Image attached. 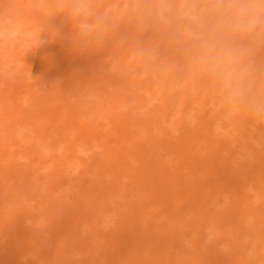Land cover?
Listing matches in <instances>:
<instances>
[{"label": "bare ground", "instance_id": "6f19581e", "mask_svg": "<svg viewBox=\"0 0 264 264\" xmlns=\"http://www.w3.org/2000/svg\"><path fill=\"white\" fill-rule=\"evenodd\" d=\"M14 1V5L9 6V16L13 23H17L21 27L27 26L38 35L54 32L52 27H55V25L74 30L73 25L59 9V0ZM111 1L94 0L98 11L107 13L108 28L103 41L99 44L94 43L89 45L88 48L90 50L98 52L96 49L111 48L113 51H116L117 65H126L129 70L131 68L142 69L145 65L149 67L153 63V60L152 58H147L144 64V62H141L142 59L134 60L130 58L128 51L131 50L132 44L129 43L137 42V38L144 34H147L144 38H148L156 34L165 35L172 30L179 31L176 27L178 25L184 26V30L180 31L183 35L196 34L199 26L197 21H202L204 22L207 35H213L215 30H217L226 39L225 42H219L220 45H216L214 41L208 39L206 43L199 44L195 49H191L187 56H184L185 58L181 61V70L185 73L184 75H186L190 83L186 88V94L181 99V107L188 104L190 87L194 92L198 93L199 86L196 81H201V83H204L205 88H207L212 78L216 76L220 84L219 94L222 108L215 111L214 117H204L202 119L201 128L198 130L204 132L203 137L205 139L214 134V118L220 117L224 111L231 109L229 100L233 101L234 105L242 112L247 109H249V112H254L255 107L253 104L260 103L259 99L264 96V85L258 83V77L256 76L260 71L257 72L254 62L264 59V47L258 43L256 44V48L250 45L244 46L242 42H250V37L247 36V38L241 39L237 37V33L244 29L247 33L252 32L251 38H254V40L259 38L257 40L259 41L260 37L264 39V8L262 6L264 1L234 0L242 6L247 5L250 7L249 10H243L239 6H232L231 1L227 0L229 4L226 7V14L221 17L216 8L214 9V6L219 5L221 1L187 0L199 12L197 21H191L186 16L180 15L181 0H167L170 5L169 13L159 6V0H126V7H123V10L116 9L115 11L107 8ZM41 2L45 4V7L42 6ZM121 4L122 0H119L118 5L120 6ZM256 5L258 6L256 7ZM157 14H160L162 17L159 19ZM250 15L261 18L262 21L261 24L256 23V21L250 29H246L247 23L245 20ZM166 16L167 20L164 19ZM44 17H47V21ZM227 41L233 42L231 44L232 47H239L246 51L252 48V56L248 54L250 56L249 77L245 83L239 70L242 67V63L239 65L234 64L233 61L224 58L222 55L223 49L221 47L226 46ZM164 46V54H166L170 50V44L165 43ZM71 48L70 44L56 41L54 47H51L49 43L38 44L34 42L29 49H25L22 45L20 46L10 41V46L2 48V51H0V124L2 126L0 156L1 159H5L6 161L3 168L0 169V235L5 236L8 233L6 227L11 226L10 229L13 228L15 231L14 233L12 232L13 240L18 242L15 244L14 250L8 252L5 258H0V264H16L15 260L26 253L35 230L30 232L33 229L32 226H23L21 224L24 216L29 217L23 200L35 199L33 196L40 193L37 181L35 180L34 182L28 172H26L25 176L21 177L16 173V171L20 170L21 166L10 163L13 153H10L8 148L4 146L5 140L14 138L13 127L23 124L24 133L33 134L36 145L27 152L31 153L32 161L39 160L41 163L52 162L56 166V174H60L63 169L67 170L70 167L76 168L81 172L80 183L74 184L75 190L70 191L67 195V198L72 199L75 203L72 206H67L65 203H44L43 196L40 195L39 198L46 207H51L47 211L48 219H50L47 229L51 231V240L43 248L42 256L45 258L46 264H71V256L65 255L73 242L77 241L76 237L80 234L77 228L80 226V223L91 216H95L97 207H100L103 212L109 211L110 204L107 199L113 194H119L118 191L121 186L120 176L123 173L132 176L131 167L128 165V160L126 159L129 151L117 149L115 147L117 140L107 129L114 126L113 131L118 137L123 138L127 143L130 142L132 147H136L137 144L143 147V144L139 143L134 137L138 136V129L144 128V131H149L154 121L150 115H147L146 119L138 117L132 119L130 111L122 117H117L112 107L116 108L121 103L129 104L131 99L135 98L141 107L147 108L146 104L148 100L145 93L147 95L155 94L161 101L158 116L162 117V120L165 122L171 120L172 114L168 105L176 92L173 88L167 87V80L161 81L164 85L162 86L160 82L152 78L151 74L146 78H121L104 72L98 76L90 75L87 67L91 59L86 58V55L79 57L81 58V62H78L76 65H68L67 67L70 70L65 71L64 60L68 54V50H71ZM139 51L143 53V50ZM204 53L207 54L205 63H215L218 58L222 59V63L213 74H201L197 65L190 59L194 54L200 55ZM245 60H248V58ZM102 63L107 66L108 60L103 58ZM225 63L230 65L233 75L237 76L238 80H240L236 89L230 87L224 80L223 66ZM13 65L16 66L17 72L21 74H27V72L39 74L38 81L39 83L41 81V84L46 85L47 80L53 76V79H56L57 83L53 87L46 86L45 91H42L39 87L33 90L28 83L20 80V78H9L5 67ZM92 68L94 72L97 71L95 66L92 65ZM66 75H77L79 85H84L85 87L91 86L96 91L99 104L95 109V115L88 116L86 113H83V116L77 115L75 107L80 108V105H76L75 102L70 100V96L73 95V93H70V89L73 87L68 88L69 79L66 78ZM101 78L112 81L113 92L101 84L99 81ZM133 84L137 87L132 86ZM160 86L165 87L164 91H161L162 88ZM120 87L129 88L128 92L121 90ZM137 88H142V92L138 93L136 91ZM23 97L30 99V106L26 109L22 108L20 103V99ZM205 99L206 96L204 94L203 100L205 101ZM163 102L165 103L164 105L162 104ZM175 116L180 126H183L186 115L183 113L182 108L177 111ZM96 117L105 118L107 126L99 127L98 124L93 122ZM234 117L237 116H233L231 120ZM30 120H34L35 122H31ZM68 123H71L75 131L69 138L68 131L62 132L63 126H67ZM231 124L237 127V123L234 121L231 123L223 121L221 126L227 128ZM239 124L241 127H238L236 130L237 136H240L245 145L252 149V143L249 140L244 121L239 122ZM48 129L49 131L52 129L51 132L47 133ZM189 132V129H184L178 145H170V147L178 146L181 155H185V152L192 148V138ZM102 135L104 158L99 160L93 157L90 162H87L84 156L79 155L78 145L83 144L85 148H91V140L96 141ZM62 136L67 141V148L63 150L62 157H59L56 155V151L59 148V143L63 141L60 140ZM28 140H33V138L27 137L25 142ZM215 142L214 147H209L210 144H208L206 157L189 155L191 166H189L188 172H194L195 167H205L211 173V180H208L210 179L208 178L206 181H199L186 177L182 181V173L179 169L173 173H169L167 166L163 162V153H158V168L153 169L154 172L152 174L145 175L146 178L161 177L160 180L164 184L165 189L161 191L163 196H160V198L165 200L162 203L165 214L160 217H165L167 213H172L173 216L181 218L190 213L187 216V222L194 226V229L198 228L194 232L192 239V247L195 248L193 251L189 252L181 243L179 248H173L177 245V241L182 239L180 237L181 227L179 226L178 232L174 229L168 230V227L165 225L166 222L161 221L162 218H158L157 227L164 226L163 228H167V230L165 229L167 232L165 238L162 235H149L144 231L142 225V207L144 204L151 202V197L148 196L142 199L140 198L141 195H139L136 196L137 200L126 209V213L122 216L123 223L129 221L131 229L130 233H123L121 237L122 253L116 257L110 253L114 252L115 245L111 246V251L106 252L99 248L100 253L94 254L86 251L82 259L76 261L74 264H92L90 260L94 264H144V261H141L140 254L147 255L152 253L153 258L149 260L151 264H257V260H249L246 256L249 239L241 242L238 238L241 235V229L246 232L245 221L249 217L255 229V232L252 233L258 239L257 245L262 244L264 241V219L262 217L264 213V197L254 192L255 199L247 193L253 186L246 178L256 170L257 164L258 166L264 165V157L256 155L254 161L236 162L235 159L231 158L233 157V153L228 151L230 150V142L222 140ZM165 144L167 145L168 141L163 137L152 140L149 153L154 155L159 151V147ZM43 145H47L51 151V158H45L42 155L35 157L38 154L37 149L43 147ZM224 149L225 151L223 152ZM144 154L142 153V155ZM94 166H97L96 170H94ZM90 172L91 176L98 178V182L87 179V173ZM107 175L112 176L110 180L105 179ZM174 175L176 176L175 178L173 177ZM11 178H13V181L8 184L7 181ZM36 179H39V174L36 175ZM63 181L64 179L60 177H52L49 180L48 188L53 190V188L60 187ZM88 182L91 188H87ZM257 182L259 190L264 192V175L258 176ZM176 183L179 185L186 184V186L179 188L180 191H174L171 188ZM155 185L156 183L152 180L142 179L137 182V186L142 189H146L148 186L154 187ZM144 193L146 192L142 194ZM221 193H225V198L229 199V204L223 213L215 211L212 214L213 210L209 206V201ZM83 194H86L90 199L82 201ZM123 194L127 195L129 192L124 190ZM181 194H187L185 198L189 205V209L184 214L182 213V206L176 204L175 201L176 195L180 196ZM154 216L156 217V215ZM209 218H213L212 223L217 230L224 231L233 237L228 253H220L216 249L214 244L218 242L217 238L214 239V243L206 242L204 233L199 227L201 226V222ZM58 223H62L64 227ZM248 230H250L249 227ZM59 233L63 237L54 245L53 241ZM16 234L19 235L16 236ZM5 237L8 240L10 239L9 235ZM86 238L83 237V239ZM106 242L113 244V239L107 238ZM202 246L208 247V250L211 252L209 257H203L200 251ZM21 250L23 251L20 252ZM99 254L104 256L103 260H107V263L100 260ZM180 257H183V259L179 263ZM122 258H126L127 260L121 262ZM259 258L264 259V254L260 255Z\"/></svg>", "mask_w": 264, "mask_h": 264}, {"label": "rangeland", "instance_id": "374dc122", "mask_svg": "<svg viewBox=\"0 0 264 264\" xmlns=\"http://www.w3.org/2000/svg\"><path fill=\"white\" fill-rule=\"evenodd\" d=\"M118 1L119 0H112L107 8L114 11L116 9L123 10V7H126V0H122V4L120 6L118 5ZM217 1H221V3L214 6V9L216 8L219 16L222 17L226 14V7H228L229 1ZM230 1L232 6H239V8L241 7L243 10H249L250 8L247 5L242 6L237 1ZM14 3V0H1L0 3V51H2V48L10 46V41H13L17 45H22L25 49H29L34 42L38 43V41L49 43L51 47H54L56 41H59L63 44H70L72 47L71 50L69 49L70 51L68 50V54L64 60L66 66L64 67L65 71L70 70V68L67 67L68 65H76L78 62H81V58L79 57L86 55V58L91 59L90 64L87 67V71L90 75L98 76L104 72L119 76L121 78H146L149 74H151L152 78H154L157 82H160L162 86L164 85L161 81L164 79L167 80V87L173 88V90L176 92L171 98L168 105L169 110L172 114L171 120L168 122L163 121L162 117L158 116L160 113L158 109L161 101L155 94L147 95V93H145L146 99L148 100L146 104L147 108L141 107L135 98H132L129 104L121 103L116 108L112 107V110L117 117H122L125 113L130 111V116L132 119L136 117L140 119H146L147 115H150L151 117H153L154 121L152 122L151 129L149 131H144V128H141L140 130L138 129V136L134 137V139L139 141V143L143 144V147H140L138 144L136 147H132L130 142L127 143L123 138L118 137V135H116V133L113 131L115 128L114 126L107 129L112 135H114L115 139L117 140V142L115 143V147L120 150L124 149L126 151H129L126 159L128 160V165L131 167L132 176H129L127 173H123L122 176H120L119 179L121 180V186L118 191L119 194H113L107 199L110 204L109 211L103 212L100 207H97L95 216H91L89 217V219H85L80 223V226L77 228V230L80 232V234L76 237L77 241L73 242L72 246L69 247V251L65 256H71V264H74L76 261L82 259L83 254L86 251L98 254L100 253L99 248L105 250L106 252L111 251L114 245L115 250L114 252L110 253H112L114 257H116L118 254H121V237L123 233L131 232L129 221L123 223L122 216L126 213V209L129 208L130 205L135 202V200H137L136 196L139 195H141L140 198L142 199L147 198L148 196L151 197V202L148 204H144L142 207V225L144 227V231L149 235H162L165 238L167 236L165 235L167 233L165 229L167 230V228H163L164 226L157 227V223L159 222L158 218H162L161 221L166 222L165 225L168 227V230L174 229L176 232H178L179 226L181 227L180 237H182V239H179L177 241V245H175L173 248H179L181 243L186 249L189 250V252L193 251L195 248L192 247V239L194 237V232L198 228L194 229V226L190 225L187 222V216L190 213H187L181 218L173 216L172 213H167L165 217H160L165 214L164 206L162 204L165 200L160 198V196H163L161 191L165 189L164 184H162L163 182L160 180L161 177L146 178L145 175L152 174L154 172L153 169H155L156 167L158 168V153H163V162L167 166L169 173H173L174 171H177L179 169V171H181L182 173V181L186 177L199 181H206L208 178H210L208 180H211V173L205 167H195L194 172H188L189 166H191L189 155H196L202 158L206 157L207 146H209L208 144H210L209 147H214V145L216 144L215 141L217 140L230 142V150L228 151L233 153V157L231 158L235 159L236 162L254 161L256 155H261L262 157H264V96L259 99L260 103L253 104V106L255 107L254 112H249V109L242 112L237 106L234 105L233 101L229 100L231 109L224 111L220 117L214 118V134L210 135L208 139H205L203 137L204 132L198 129L201 128V121L204 117L212 118L214 117L215 111L222 108V102L219 94L220 84L218 81V77H213L211 83L209 84V87L207 88H205L204 83H201V81H196L197 85L199 86L198 93L194 92L190 87L188 92V104L181 107V99L186 94V88L190 83L186 75H184L185 73L181 70V61L185 58L184 56H187V54L190 53L191 49H195L197 46H199V44L206 43L208 39L214 41L216 45H220L219 42H225L226 38L221 36L217 30H215V33H213V35H207V31L205 30L206 28L203 24L204 22L197 21L199 12L195 9V7H193L192 3L187 2V0H181L180 15L186 16L191 21H197V24L199 25L197 33H192L189 36L183 35L180 31L184 30V26L178 25L176 27L179 29V31H169L165 34L166 36L162 34H156L153 37L148 38H144L147 34L139 36L137 38V42L129 43L132 44L131 50L128 51L130 58L134 60L142 59L141 62H144V64L147 58H152L153 63L149 67L145 65V67L142 69L131 68V70H129L126 65L116 64V51H113V49L111 48H100L96 49V51L98 52H94L88 47L77 48L73 46L70 40V36L74 30L55 25V27H52L54 32L38 35L27 26L21 27L19 24L13 23L9 16V6H13ZM41 4L45 7V4H43L42 2ZM159 6H161L164 10H166L167 13H169L168 10H170V5L167 0H159ZM257 6L258 5H256V7ZM262 6L264 8V4ZM157 17L160 19L162 16L160 14H157ZM44 18L47 21V17ZM164 19L167 20V16ZM245 21L247 23V26H245V28L250 29L254 22L257 21L256 23L261 24L262 20L261 18H256L253 15H250ZM57 29H59L60 32L59 37L57 36ZM237 34V37L241 39L247 38V36L250 37V42H242L240 40L242 43H244V46L250 45L253 48H256V44L258 43L259 45H262V47H264V39H261L262 37H260L259 41H257L259 38L257 40H254V38H251V31L247 33L244 29H242L241 32H238ZM165 43L170 44V50L166 54H164ZM232 43V41H227V45L221 47L223 50L221 48L220 49L223 52L222 55L224 58L233 61L234 64L239 65L242 63V67H240L239 70L245 83L249 77V57L252 56L253 51L252 48H250L249 51H246L244 49H240L239 47H232ZM139 50H143V53H141ZM248 54H250V56H248ZM103 58H106L108 60L107 66L103 65ZM206 58L207 54L204 53L200 55L194 54L190 59L197 65L198 70L201 74H213L217 67L222 63V59L218 58L215 63H205L204 61L206 60ZM247 58L248 60H245ZM92 65L97 68L96 72L93 71ZM254 65L257 72L260 71V73H257L256 75L258 77L257 81L260 85H264V59L254 62ZM223 67L225 82H227L230 87L236 89L240 80H238L237 76L233 75L232 70L230 69V65H227L225 63ZM148 69L149 71H147ZM5 70L7 71V75L9 76V78H20V80L28 83L33 90L39 87L40 89H42V91H45L46 86L53 87L57 83V80L53 79V76L51 79L49 78L47 80L46 85L41 84V81L40 83L38 81L39 74H33L32 72L21 74L17 72L16 66L14 65L5 67ZM66 78L69 79L68 88L71 86L73 87L72 89H70V93H73V95L70 96V100L75 102L76 105H80V108L75 107V109L77 110V115L83 116V113H86L88 116L95 115V109L99 104V99L96 95V91L91 86L85 87L84 85H79V78H77V75H66ZM99 81L102 85H105L111 92L114 91L112 89V81L102 78ZM132 86L137 87L135 86V84H133ZM162 86H160L162 88L161 91H164L165 87ZM120 89L128 92L129 88L126 89V87H120ZM136 91H138V93H141L142 88H137ZM204 94L206 96L205 101L203 100ZM20 103L22 108L26 109L30 106V99L23 97L22 99H20ZM162 104L164 105L165 103L163 102ZM181 108L183 113L186 115V120L183 126H180L178 120L175 119L177 111H179ZM233 116L237 117H234V119L231 120ZM30 121L35 122L34 120ZM106 121L107 120L103 117H96L93 122L98 124L99 127H103L107 126ZM223 121L227 123H231L232 121H234L237 123V127L231 124L227 128H223L221 126L223 124ZM242 121H244L245 123L244 126L248 133L249 140L252 143V149L245 145L240 136H237L238 133L236 132V130L238 129V127L242 126L241 123V126L239 124V122ZM22 126L23 124H19L13 127L14 138L5 140L4 147L8 148L10 153H13L12 161L10 163L12 165L21 166L20 170L16 171V173L23 177L25 176L26 172H28V174H30V178H32L34 182L36 180L38 183V190L40 191V193H37L33 196V198L35 199L23 200V204L25 205L26 211H28L29 213V217L24 216L21 224L23 226H32L33 229L30 230V232H32L33 230H37L39 228H47L50 222V219H48L47 211H49L51 207H46L44 203H65V205L67 206H72L73 204H75L72 199L67 198V195L70 191L75 190L73 185L79 184L82 176L81 172L76 168L70 167L67 170L63 169L60 174H56V166L53 165L52 162L41 163V161L39 160L32 161L31 153L27 152L35 147V138L33 137V134H25ZM1 128L2 126L0 124V137L2 136ZM186 128L190 130L189 134L192 138V148L185 152V155H181V151L179 150L178 146L170 147V145H178L182 138L181 134H183V130ZM51 130L52 129H50L49 131L48 129L47 133L51 132ZM63 131H68V138L75 133L71 123H68L67 126H63L62 132ZM124 131H126V129H124ZM27 137H32L33 140H28L25 142ZM159 137H163L164 139H166L168 141V144L159 147V151L153 155L149 153V149L151 147L150 145L152 140ZM60 140L63 141L59 143V148L56 151V155L62 157L63 150L67 148V141L63 136L60 137ZM102 141L103 135L98 137L96 141H94L93 139L91 140V148H85L83 144H79V155L84 156L87 162H90L93 157H96V159L99 160L103 159L104 144L102 143ZM205 150L206 152H204ZM37 151L38 154L35 157H39L40 155L45 158L52 157L51 151L48 149L47 145H43V147L38 148ZM224 151L225 149L223 150V152ZM142 153L145 154L142 155ZM4 162L6 163L5 159H1L0 156V169L3 168ZM143 166L145 167L142 168ZM93 168L94 170H96L97 166H94ZM37 174H39V179H36ZM263 175L264 165L258 166L257 164L256 170L246 177L248 182H250L253 186L247 191V193L252 195L253 198H255L254 192H257L259 196L264 197V192L259 190L257 182L258 176ZM52 177H60L64 179L63 184L60 187H57L55 189L53 188V190L49 189L48 184L50 178ZM86 177L88 180L91 179L94 182H98V178L91 176V172L87 173ZM111 177L112 176L107 175L105 176V179L110 180ZM173 177L175 178L176 176L174 175ZM142 179L152 180L156 183V185L154 187L148 186L146 189L139 188L137 186V182ZM11 181H13V178L7 181L8 184H10ZM87 186V188H91L89 182ZM184 186H186V184L179 185L178 183H176L172 186L171 189H173L174 191H180L179 188H182ZM124 190H127L129 194L124 195ZM143 192L146 193L142 194ZM40 195L43 196L44 203L39 200ZM83 195L85 196L86 194ZM186 195L181 194L180 196L176 195L175 197L176 204L182 206L183 214L189 209V205L185 198ZM84 196H82V201L90 199L87 195L85 197ZM228 201L229 199L225 198V193H221L217 195V197L212 198L209 201V206L213 210L212 214L215 211L223 213L229 204ZM154 215H156V217ZM262 217L264 219V213ZM212 221L213 218H209L206 221L201 222V226L199 228L202 229L207 243H214V239L217 238L218 242L214 244L216 249L220 253H228L230 242L233 237L230 234L225 233L224 231L217 230ZM58 224L64 227L62 223ZM247 226L250 228V230H248ZM10 227L11 226L6 227V231L8 233H6L5 235H9V240L5 236L0 235V258H5L8 252L14 250L15 244L18 243L17 241L13 240L12 232L14 233L15 231L13 228L10 229ZM245 227L247 228L246 232L245 230L241 229V235L238 239L241 242H245L246 239H249V244L247 246L248 249L246 250L247 258L252 261L257 260V264H264V259L259 258L260 255L264 254V241L262 242V244L257 245L258 239L252 233L255 232V229L252 226L249 217H247V220L245 221ZM18 235L19 234H16V236ZM62 237L63 235H61L60 233L57 234L55 240L53 241V244L56 245ZM83 237L87 238L83 239ZM107 238H112L113 244L107 243ZM22 251L23 250H21L20 252ZM27 251L28 249H26V253ZM200 251L203 257H209V255L211 254V252L208 250V247L206 246H202ZM26 253L17 258L15 260V263L24 264ZM99 255L100 260L107 263V260H103L104 256L102 254ZM140 257L141 261H144V264H151L149 260L153 258V253L147 255L140 254ZM182 259L183 257H180L178 262L180 263ZM126 260V258H122L121 262H125ZM90 263L94 264L92 260H90Z\"/></svg>", "mask_w": 264, "mask_h": 264}, {"label": "clouds", "instance_id": "9594fccd", "mask_svg": "<svg viewBox=\"0 0 264 264\" xmlns=\"http://www.w3.org/2000/svg\"><path fill=\"white\" fill-rule=\"evenodd\" d=\"M58 7L73 25L74 31L70 36L73 46L87 48L91 44L103 41L107 34L108 15L97 10L94 0H59ZM56 32L59 37V29ZM50 240L51 232L47 228L35 230L28 245L24 264H46L42 250Z\"/></svg>", "mask_w": 264, "mask_h": 264}]
</instances>
